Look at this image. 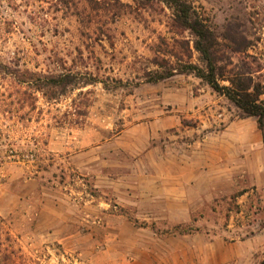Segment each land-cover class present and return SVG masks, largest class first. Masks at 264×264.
Here are the masks:
<instances>
[{
  "label": "rangeland",
  "instance_id": "374dc122",
  "mask_svg": "<svg viewBox=\"0 0 264 264\" xmlns=\"http://www.w3.org/2000/svg\"><path fill=\"white\" fill-rule=\"evenodd\" d=\"M183 1L264 100V0ZM195 41L159 0H0V264H264V128Z\"/></svg>",
  "mask_w": 264,
  "mask_h": 264
},
{
  "label": "trees",
  "instance_id": "16d2710c",
  "mask_svg": "<svg viewBox=\"0 0 264 264\" xmlns=\"http://www.w3.org/2000/svg\"><path fill=\"white\" fill-rule=\"evenodd\" d=\"M169 4L175 10V22L178 27L190 30L196 37L195 48L200 53L205 68L195 65L184 67L182 72L194 73L205 81L215 92L227 97L245 116L256 117L260 129L264 128V100L260 99L263 92L252 80H245L239 76L232 77L230 86H222L219 82L218 68L214 57V35L212 31L199 19L190 4L183 0H159ZM170 74H159L157 80H163ZM70 76L53 80L55 86L66 81L70 85Z\"/></svg>",
  "mask_w": 264,
  "mask_h": 264
}]
</instances>
